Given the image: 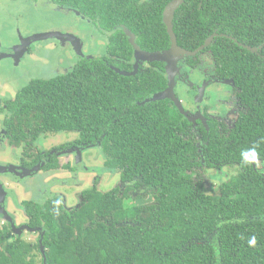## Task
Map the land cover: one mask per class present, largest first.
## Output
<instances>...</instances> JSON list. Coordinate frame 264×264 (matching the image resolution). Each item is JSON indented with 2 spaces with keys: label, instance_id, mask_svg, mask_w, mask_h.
<instances>
[{
  "label": "trees",
  "instance_id": "trees-1",
  "mask_svg": "<svg viewBox=\"0 0 264 264\" xmlns=\"http://www.w3.org/2000/svg\"><path fill=\"white\" fill-rule=\"evenodd\" d=\"M139 15L143 49L171 47L166 30L151 29V18ZM183 18L175 34L186 45L203 44L212 27L225 35L210 49L217 75L233 83L244 107L234 128L213 120L209 131L194 132L175 104L148 101L167 81L155 72L126 77L112 69L117 58H132L124 33L111 35L102 56L33 80L11 104L10 145L78 133L54 148H98L101 173H117L121 182L104 193L96 180L72 210L58 196L23 202L27 233L38 238L26 241L1 219L0 264H264V0H186L175 29ZM154 21L160 26L162 17ZM50 150L38 149L34 164L46 160L43 171L60 169ZM202 168L228 178L210 187Z\"/></svg>",
  "mask_w": 264,
  "mask_h": 264
},
{
  "label": "flooded vegetation",
  "instance_id": "flooded-vegetation-1",
  "mask_svg": "<svg viewBox=\"0 0 264 264\" xmlns=\"http://www.w3.org/2000/svg\"><path fill=\"white\" fill-rule=\"evenodd\" d=\"M28 1V0H26ZM48 2L53 7H55L58 12L61 14L60 16L66 19V23H59L56 22V26L54 29H56L57 32H62L63 34H66V38L68 40V43L64 45L63 40L57 41L58 45L63 46L64 48L68 46H73L72 41L78 42V45L81 47V54L77 55L78 60L80 59H91L96 56H102V54L97 55H91L88 54L89 49H92L96 43H101L103 46V50L105 48L112 45L111 37L115 33H124L126 37V42L128 45L131 46L133 50V54L131 55L130 60L126 59H116L118 64L115 66H111L112 69H114L118 74H134L132 76H136L137 74H147V73H159L162 75L165 80L167 81V87L162 90L161 92L157 94H161L165 92L169 88L170 80H169V73H168V64L165 62H150V61H142L136 58L135 55V49L133 47V42L144 52H147L143 49V45L140 42V36L142 34V30H140L139 24L137 23L136 17L140 15L148 16L151 18V29H157L160 27H163L164 30L167 32V27L164 23V16L165 11L167 7L171 4V1L174 0H97V5L95 3L91 6L89 0H32V4L37 8L39 5L41 7V2ZM184 3L178 8V10L175 13V17L173 20V28L174 32L178 29H183L186 25V22L184 18L181 20L182 23L178 20L179 26L177 29H175L176 24V16L179 13V10L184 6ZM202 4V3H201ZM142 12V11H145ZM139 15V16H140ZM159 16L162 17V26H155V18H158ZM2 18V16H0ZM65 24L66 28L62 27ZM58 29V30H57ZM5 28L3 29L1 27V21H0V63L3 61L11 60L14 63V66H20L29 56L34 55L38 47L33 41L29 39V37H33L36 35V33H31L29 29H27L24 32V37H21L18 39L14 45L9 46V42L5 39V34H2ZM112 31V32H111ZM209 31H212L211 35L203 42V44L199 46H194V43L189 42L187 45L183 42L185 41V37H181V40L177 39V43L179 47L182 49H185L186 51H189V49H192L191 53H194L193 56L187 57L184 56L181 59H178L177 63V69L178 71L175 74V84H174V93L175 97L179 100L180 104L183 107L184 112L183 114L180 112L179 108L178 111L180 114L184 116V119L188 121L189 126H191L194 130V132H197L199 128L204 127L209 131V123L216 121L219 124H225L228 128L233 129L236 125L240 113L244 110V107L240 104L239 99L236 96V89L233 85V83L230 80L223 79L222 77L217 75V67L215 63V59L213 56V52L210 49L212 47L213 41L217 37H225V35H219L217 33L213 34V27L210 28ZM85 33L86 39L82 38L83 34ZM109 32V33H108ZM112 33V34H111ZM168 34V32H167ZM112 35V36H111ZM217 35L216 37L213 36ZM169 36V35H168ZM227 38V37H226ZM78 39V40H77ZM88 39H94V45L92 47H89V40ZM169 42L170 37H169ZM207 42H210L207 45ZM182 43V44H181ZM197 45V44H196ZM171 46V45H170ZM168 49H161L159 51L155 52H164L169 50ZM155 52H148V53H155ZM190 52V51H189ZM209 54L211 57V60H214V68L213 70L210 69L209 65L206 67V71L199 70V65L202 62V56ZM11 57V59H9ZM213 57V59H212ZM125 65L127 70H121L119 65ZM124 76V75H123ZM131 77V76H126ZM39 80V79H34ZM6 81L8 80V75L6 76ZM33 81V80H32ZM31 81V82H32ZM30 82V83H31ZM29 83V84H30ZM232 85V88L230 89ZM178 88L182 91L181 94L178 92ZM24 87L18 91H16V95L12 98L10 97H3L0 95V148L10 147L15 150H19V153L21 154L20 159L18 160V163L15 168H17V173L20 175V177L25 176V172L31 173L32 176H36L37 167L43 165L41 162H46V160L41 161L39 159L37 164H34L36 160H38L37 152H38V141H40V136L34 141L31 139H28V144L30 145H22L21 147L11 146L10 145V133H11V126L8 128V121L10 120L11 111L14 110L12 108V103L16 101L18 93L23 90ZM232 90L233 92L231 93ZM1 92V91H0ZM6 92V91H2ZM222 92H228V95H224L220 97L218 100H213V94L216 96L218 94H221ZM156 94V95H157ZM233 95L235 99V103L237 102L239 113L238 117L235 122H229L226 118L222 117V113L219 112L217 115L213 114V107L215 108H221L224 109L223 111H231V105L228 102V98ZM155 96V95H154ZM153 96V97H154ZM169 100L173 104H175L171 99H165ZM214 102V103H213ZM216 111V110H214ZM43 138V137H42ZM48 138V137H47ZM200 137L197 134V140H199ZM37 141V142H36ZM43 148V142L39 143L38 146H41ZM29 150L27 151V147ZM54 147V146H53ZM50 150L51 153H54L56 157L58 158L60 169H65L68 165L70 166V169L73 171H76V169L73 168L75 164H73V160H75V155L73 152L76 150L82 151L83 154H85L86 149L83 148H75V147H69L63 151H57L56 148ZM84 150V151H83ZM89 150H95L94 148ZM44 151V150H43ZM28 153V155H27ZM45 154V153H44ZM65 159V160H64ZM72 161V166H71ZM81 164H84L82 162ZM0 166L4 167V165ZM8 168V166H5ZM85 169V167H84ZM40 170H42L40 168ZM31 176V177H32ZM0 184L4 187V190L7 192H10L11 189L10 183H4L0 182ZM55 196H50L44 199L42 202L47 200L48 198H54ZM61 197L62 200L65 201V198L63 199V196ZM66 202V201H65ZM80 205V204H79ZM6 212L9 216L13 219L15 223V230L16 233H14V230L11 226L12 232L22 237L25 233H27L28 229H22V228H28L27 223H23L21 225H17L14 214H11L6 204H2ZM66 207V203H65ZM3 220V216H0V220ZM4 221V220H3ZM5 224V221H4ZM18 229L21 231L20 234H18Z\"/></svg>",
  "mask_w": 264,
  "mask_h": 264
},
{
  "label": "rangeland",
  "instance_id": "rangeland-1",
  "mask_svg": "<svg viewBox=\"0 0 264 264\" xmlns=\"http://www.w3.org/2000/svg\"><path fill=\"white\" fill-rule=\"evenodd\" d=\"M41 4V7L39 5L36 8V5L34 6V4H32V0H0V16H2V18L0 17L1 27L3 29L5 28V33L3 31L2 34H5V39L9 42V46L14 45L18 39L24 37V32L27 29H29L31 33H36L33 37L30 36L29 39L38 43L36 44L38 49L34 55L28 56L20 66H14L11 57H9L11 60H5L0 63V95L3 97L13 98L17 93L16 91L28 86L34 79L49 80L67 74L72 71L74 65L78 61V52L76 51L73 41V46H68L66 48L56 43L62 40L64 45L68 43L66 34L57 32L56 29H54L56 22L60 25L61 23H66V19L61 17L58 10L48 2L45 3L43 1ZM63 25L62 27L66 28L65 24ZM82 34V38L86 39L85 33L83 32ZM88 40L89 47H92L94 45V39ZM102 52L103 46L101 43H96L92 49H89L88 54L97 55ZM202 59L198 67L199 70L206 71L208 65L210 69L213 70L214 60H211L209 54L203 55ZM7 75L9 81H6ZM231 88L232 85L230 89ZM230 91L231 93L233 92L232 90ZM178 92L181 94L182 91L180 88H178ZM224 95H228V92H222L217 96L213 94L214 102ZM228 102L231 105V111L226 112L223 111L224 109L217 108L216 106L215 108L213 107V114L217 115L221 112L222 117L226 118L229 122H235L238 117L239 109L233 95L228 98ZM47 137L48 138L43 141V145L45 148H51L53 146L55 147L76 141V139L79 138V134L74 132H62ZM38 145V149L44 150L42 145ZM19 150L20 149L15 150L10 147L0 148V164L4 165V167L16 166L21 156ZM73 154L75 155V160L72 159L73 164H75L73 168L76 169V171L71 169H68V171L65 169L56 171L38 170L35 177L32 175L20 177L17 172L0 173V182H6L12 185L9 190L10 192H7L5 204L8 211L14 214L18 226L27 223V216L22 206L23 202L33 201L42 203L47 197L60 195L63 196V199L65 198L67 208L72 210L81 204L82 193L93 188L96 184V180H98V189L104 193L120 185V175L117 173H101L104 167V158L103 153L98 148L95 150L88 149L85 154H83L82 151L78 152V150H76ZM82 162H84V164H81ZM200 172H202L207 185L210 187L216 188L228 178L227 172L222 170L218 172L208 170L209 173L206 172V174H204L202 168ZM23 238L26 241H36L38 235L25 233Z\"/></svg>",
  "mask_w": 264,
  "mask_h": 264
},
{
  "label": "water",
  "instance_id": "water-1",
  "mask_svg": "<svg viewBox=\"0 0 264 264\" xmlns=\"http://www.w3.org/2000/svg\"><path fill=\"white\" fill-rule=\"evenodd\" d=\"M184 3V0H174L173 2H171V4L167 7L166 11H165V16H164V23L167 27V32L168 35L170 37V41H171V47L169 50L164 51V52H155V53H148V52H144L142 51L134 42H133V47L135 49V55L136 58L142 61H150V62H165L168 64V73H169V80H170V84H169V88L161 93V94H157L154 97H152L150 100L151 102H157V101H161V100H165V99H171L175 105L179 108L180 112L185 114L183 110L182 105L180 104L179 100L175 97V93H174V84H175V74L178 71L177 69V63H178V59L183 58L184 56L190 57L193 56L194 53H191L189 51H186L185 49H182L181 47H179L178 43H177V36L174 32V28H173V20L175 17V13L178 10V8ZM217 35L213 36L216 37ZM210 42H207V45ZM73 44L75 45L76 51L78 52V54H81V50L80 47L78 45L77 42L73 41ZM246 48L253 52L256 53L258 52V49H253L251 47H247ZM119 73V71H118ZM121 75L124 76H132L130 74H124L122 73ZM41 166L37 167V170H40ZM6 173V172H17V168L15 167H2L0 166V173ZM25 175H31V173L29 172H25ZM6 191L4 190V187L0 184V216H3V220L5 222H8L11 224L14 233H16L15 230V223L13 221V219L11 218V216L8 215V213L6 212V210L4 209V207L2 206V204L5 203V198H6ZM22 229H28L29 228H22ZM35 231V230H33ZM21 231L18 229V234H20Z\"/></svg>",
  "mask_w": 264,
  "mask_h": 264
},
{
  "label": "clouds",
  "instance_id": "clouds-1",
  "mask_svg": "<svg viewBox=\"0 0 264 264\" xmlns=\"http://www.w3.org/2000/svg\"><path fill=\"white\" fill-rule=\"evenodd\" d=\"M2 224H4V222Z\"/></svg>",
  "mask_w": 264,
  "mask_h": 264
}]
</instances>
